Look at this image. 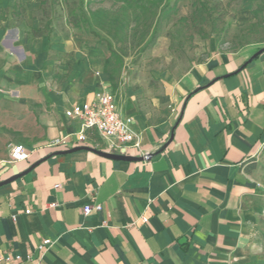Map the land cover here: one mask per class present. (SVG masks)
<instances>
[{
	"label": "crops",
	"instance_id": "obj_1",
	"mask_svg": "<svg viewBox=\"0 0 264 264\" xmlns=\"http://www.w3.org/2000/svg\"><path fill=\"white\" fill-rule=\"evenodd\" d=\"M252 9L240 25L254 23ZM41 11L37 0H0V182L38 162L0 187V256L19 255L21 264H264V214L250 206L245 183L264 156V52L247 63L264 44L207 55L173 83L161 113L113 95L140 134L141 151L130 156L148 160L52 155L105 152L91 132L83 144H45L79 131L65 110L112 91L104 52L86 48L64 14ZM48 23L50 32L31 37ZM14 144L30 152L26 162L8 163ZM96 204L99 212L82 215ZM44 240L52 245L36 263Z\"/></svg>",
	"mask_w": 264,
	"mask_h": 264
},
{
	"label": "rangeland",
	"instance_id": "obj_2",
	"mask_svg": "<svg viewBox=\"0 0 264 264\" xmlns=\"http://www.w3.org/2000/svg\"><path fill=\"white\" fill-rule=\"evenodd\" d=\"M76 2L44 0L41 15L58 18L62 14L67 16ZM168 2L174 8L167 20H141L135 24L130 18L127 31L123 32L119 29L115 31V27L120 22H126L129 10L112 0H92L91 8L110 10L112 18H117V24L110 25L107 22L103 23V29H94L98 37L88 34L85 29L77 31L71 28L74 35L86 40V48L101 49L106 57L104 41L108 40L122 57L117 91H112L119 105L131 101L137 110L161 113L166 105L168 107L173 83L192 66L203 62L207 55L213 51H233L246 45L264 44L263 22L250 28L253 23L242 26L238 20L248 5L255 9L254 0ZM202 3L203 8L200 7ZM199 8L201 14L196 13ZM194 12L195 16L192 15ZM263 18L264 13L259 20ZM149 40H152L151 43ZM108 89L111 91L110 84ZM245 183L249 188L250 206L264 214V156L246 170Z\"/></svg>",
	"mask_w": 264,
	"mask_h": 264
},
{
	"label": "built area",
	"instance_id": "obj_3",
	"mask_svg": "<svg viewBox=\"0 0 264 264\" xmlns=\"http://www.w3.org/2000/svg\"><path fill=\"white\" fill-rule=\"evenodd\" d=\"M64 115L79 123V131L75 135H69L62 138L54 139L45 147L67 148L75 137L77 144H83L87 141V133L95 134L103 144V150L110 154L130 156V152L140 153V134L132 127V118H123L118 112L114 96L111 92L103 90L95 94L90 103L73 105L64 111ZM30 152L22 144H14L10 147L8 153V163L16 164L26 162ZM148 160V154L143 156ZM101 206L87 205L82 209V215L87 216L92 211L99 212ZM28 214L29 211H25ZM14 219V218H13ZM141 222L146 223L147 219L141 217ZM52 245L49 240L42 241L37 246L40 256L35 262L37 263L43 256V253ZM22 258L19 255H1L0 264H21Z\"/></svg>",
	"mask_w": 264,
	"mask_h": 264
},
{
	"label": "trees",
	"instance_id": "obj_4",
	"mask_svg": "<svg viewBox=\"0 0 264 264\" xmlns=\"http://www.w3.org/2000/svg\"><path fill=\"white\" fill-rule=\"evenodd\" d=\"M40 2V7L45 5L44 0H37ZM113 3L121 4L125 9L129 10V14H126V22H120L119 26L115 27L117 29L126 32L129 24L130 18L135 24H139L142 21L148 22L151 20H167L170 14L173 12L174 6L170 7L168 0H112ZM256 1L255 9L252 10V15L256 20L255 23L250 25V28H255L259 23H264L263 20H259L260 15L264 13V1ZM92 0H77L74 4V9L70 10L66 16L67 24L74 30L81 31L83 29L90 35H96L94 29L100 30L104 28L103 23L109 22L110 25L117 24V18H112V12L110 10L104 9H93L91 8ZM16 5H14V11L16 10ZM203 8L204 4H200ZM201 8L196 10V13L201 14ZM195 16V12L192 14ZM3 19V16H0ZM106 21V22H105ZM119 22V21H118ZM46 32H50L49 23L46 24L42 29H32L31 37H40ZM99 39V38H98ZM153 39V37H152ZM152 41V40H151ZM149 40V43H151ZM99 42V40L97 41ZM118 42V40H116ZM105 49L107 56L105 58V64L103 71L109 78V84L111 91H116L118 87L117 78H119L121 68H122V57L113 49L110 41L105 40Z\"/></svg>",
	"mask_w": 264,
	"mask_h": 264
},
{
	"label": "water",
	"instance_id": "obj_5",
	"mask_svg": "<svg viewBox=\"0 0 264 264\" xmlns=\"http://www.w3.org/2000/svg\"><path fill=\"white\" fill-rule=\"evenodd\" d=\"M264 52V48L258 50L249 60L247 63L251 62L252 59L256 58L258 55H260L261 53ZM77 151H88L91 152L97 156H100L102 158H106V159H110V160H116V161H128V162H137V161H141L144 158H135V157H131V156H121V155H115V154H110V153H106V152H102L99 151L97 149L94 148H88V147H76V148H72L70 150H65V151H60V152H56L52 155H67V154H71ZM151 157V155H148V159ZM38 164L35 163L33 164L28 170H26L25 172L12 176L4 181L0 182V187L8 185L12 182H14L15 180L21 178L22 176L26 175L30 170H32L36 165Z\"/></svg>",
	"mask_w": 264,
	"mask_h": 264
}]
</instances>
